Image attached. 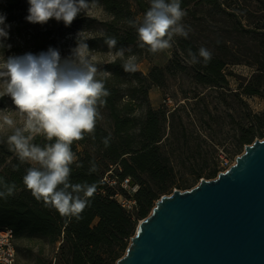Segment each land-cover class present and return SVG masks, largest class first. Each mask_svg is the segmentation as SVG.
Instances as JSON below:
<instances>
[{
  "label": "trees",
  "instance_id": "trees-1",
  "mask_svg": "<svg viewBox=\"0 0 264 264\" xmlns=\"http://www.w3.org/2000/svg\"><path fill=\"white\" fill-rule=\"evenodd\" d=\"M100 4L111 16L105 22L106 32L98 37L100 47H108L105 39L108 36L116 38L117 43L113 48L116 51L133 47L135 53L153 56L148 52V46L140 47L137 33L139 20L135 6L140 12L145 13L150 7L149 0H86ZM191 4H206L216 10L232 9L229 0H181V7L188 9ZM28 0H0V13L6 14L5 23H11L16 28H31L34 23L26 19L28 13ZM258 22L249 20L248 27L235 26V30L250 35L252 41L249 63L257 67V71L247 83H241L235 95H263L264 83V7ZM250 19V18H248ZM54 18L39 25L40 28L51 27ZM129 21H135L130 24ZM51 30L43 32V37L37 41L34 55L47 52L48 38ZM182 44L183 50H192L199 55L198 49L192 42ZM125 57H117L114 61L105 64L96 79H103L105 87L110 91L106 97V104L99 107L108 113L111 126L107 128L98 119L94 133H85L84 138L73 141L71 150L74 160L69 165V182L92 183L97 182L98 188L90 207L81 213L79 221L75 217L69 220L61 217L59 212L45 205L43 200H37L31 191L23 184V176L29 167L34 166L29 161L21 162L14 146L8 143V137L13 135L0 134V192L5 197H0V228L10 227L14 230L17 254L23 253L26 248L32 252L38 246L39 255L45 252L46 246L59 245L54 264H115L120 259L135 235L138 223L147 217L154 208L158 199L168 190V182L172 178L173 167L170 158L162 153L164 137V123L167 120L166 110H155L151 107L144 110L143 101L147 98L152 85H162L165 81L164 68L154 67L148 75L137 71L134 74L126 73L122 64ZM191 67L195 71V79L204 84L228 87V75L225 73L229 63L224 58L213 55L211 61ZM232 63H239L234 60ZM187 66H182L186 69ZM142 111L139 115L137 111ZM174 117V114H172ZM248 123L240 126L239 145L252 144L256 137L264 138V111L262 113L245 115ZM22 134L27 137L29 132ZM109 138V146L105 147L103 140ZM43 133L34 134L30 144L44 148L47 144L54 143ZM98 171H90L93 166ZM116 177L119 187L111 185L104 180L106 174ZM218 173L215 169L210 171L207 178ZM131 177L138 185L135 193L137 205L133 211H128L114 196L118 191H123L121 182ZM198 177L201 178L200 174ZM15 184L13 195H7V187ZM178 189H188L179 184ZM19 260H17L18 264ZM36 264H46L37 258Z\"/></svg>",
  "mask_w": 264,
  "mask_h": 264
},
{
  "label": "rangeland",
  "instance_id": "rangeland-1",
  "mask_svg": "<svg viewBox=\"0 0 264 264\" xmlns=\"http://www.w3.org/2000/svg\"><path fill=\"white\" fill-rule=\"evenodd\" d=\"M86 2L89 3V8L81 10L71 25H65L62 20L57 21L55 18L48 28H40L36 23L31 28H25L24 24L21 28H16L11 23H6L10 25L7 29L9 35L7 38H0L3 44L0 46V63L9 56L31 53L37 41L43 37V32L51 30L46 51L53 48L59 51L61 60L67 59L72 56V50L82 35L88 44V61L97 67L96 76L99 75L105 64L117 58L118 51L98 45V37L106 32L105 22L109 21L111 16L100 4ZM229 2L233 8H237L236 16L231 13L230 8L225 11L212 9L206 4H191L185 9L187 16L183 18L185 27L191 26L189 36L184 38L174 35L171 41L172 48L168 50L153 56L135 53L133 47H127L124 51L126 60L131 56L137 58L141 65L139 72L143 75H148L154 67L164 68V83L152 85L147 98L143 101L144 110L149 107L166 110L162 153L170 158L173 171L168 182V190L163 195L172 194L178 189L179 184L191 189L198 185L202 178H217L223 157L234 162L245 151L246 144H238L240 126L248 123L245 115L264 111L263 95L234 93L239 91L241 83H247L257 71V67L249 63L252 56L250 35L235 30L237 28L235 26L248 27L249 20L258 22L263 12L264 0ZM135 10L140 22L144 13L140 12L137 6ZM187 41L192 42L197 49L204 46L213 55L229 62L225 70L230 82L228 87L208 85L195 79V71L191 69L194 66L191 64L192 57L189 50H183L181 46L186 45ZM191 52L198 60L199 55L192 50ZM234 60H239V63H232ZM182 66L187 67L182 69ZM6 80L7 77H0V134H10L16 129L24 132L27 114L20 113L12 98L5 93ZM141 112L137 111L136 114L139 115ZM5 115L13 120L11 126L3 122ZM107 115V111L103 110L102 123L110 128L111 123ZM257 138L260 137L255 139ZM33 165L39 167L38 164ZM215 169L218 173L207 178L209 172ZM109 174L108 182L119 187L116 177ZM199 174L201 178L198 177ZM120 186L123 187L121 184ZM114 197L123 202L124 199L134 198V194L123 190L118 191ZM60 244L61 242H58L54 247L46 246L45 252L39 255L37 245L29 253L26 248L28 244L25 242L23 253L17 254L18 264H36L37 258L46 264H54Z\"/></svg>",
  "mask_w": 264,
  "mask_h": 264
},
{
  "label": "clouds",
  "instance_id": "clouds-1",
  "mask_svg": "<svg viewBox=\"0 0 264 264\" xmlns=\"http://www.w3.org/2000/svg\"><path fill=\"white\" fill-rule=\"evenodd\" d=\"M29 8L26 19L32 23H45L50 18L62 20L71 25L81 12L87 10L86 0H28ZM150 7L140 19L137 33L140 47L148 46V52L155 54L172 48L175 36L187 38L191 26L183 23L187 11L181 7V0H149ZM6 14L0 13V38H7ZM135 24V21H129ZM105 43L113 48L117 40L108 36ZM219 43V41H217ZM0 46H3L0 41ZM203 64L207 65L213 53L204 46L198 49ZM191 64L201 63L189 50ZM124 58V50L116 53ZM88 44L82 37L72 50V56L61 60L59 51L49 48L39 55L26 53L9 56L0 63V77H7L5 93L8 94L20 113L27 114L24 131L30 133L25 137L20 129L8 137L10 146H14L21 162L38 164L32 166L23 176L24 186L37 200L55 208L61 217L77 221L81 213L90 207L97 191L98 183L69 182V165L74 160L71 150L72 142L82 140L85 133L95 131L98 119H102L99 107L106 104L110 91L103 79H96L97 67L88 61ZM126 73L134 74L141 65L135 56L129 57L122 64ZM3 122L9 126L13 120L5 115ZM43 133L54 143L44 148L30 144L34 134ZM109 146V138L103 140ZM90 171H98L94 165ZM15 184L7 187V195H13ZM0 197H5L0 192Z\"/></svg>",
  "mask_w": 264,
  "mask_h": 264
},
{
  "label": "water",
  "instance_id": "water-1",
  "mask_svg": "<svg viewBox=\"0 0 264 264\" xmlns=\"http://www.w3.org/2000/svg\"><path fill=\"white\" fill-rule=\"evenodd\" d=\"M116 264H264V138L217 178L161 196Z\"/></svg>",
  "mask_w": 264,
  "mask_h": 264
},
{
  "label": "built area",
  "instance_id": "built-area-1",
  "mask_svg": "<svg viewBox=\"0 0 264 264\" xmlns=\"http://www.w3.org/2000/svg\"><path fill=\"white\" fill-rule=\"evenodd\" d=\"M236 161H232L230 158L223 157L220 172H226ZM111 173V172H109ZM108 173V174H109ZM107 174V176H108ZM107 176L104 180L108 181ZM121 185L125 190L134 194L138 190V185L133 181L131 177L125 178ZM123 207L128 211H133L137 205L135 198L124 199L123 202H120ZM0 264H17V246L14 230L10 227H1L0 228Z\"/></svg>",
  "mask_w": 264,
  "mask_h": 264
}]
</instances>
